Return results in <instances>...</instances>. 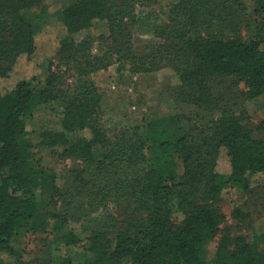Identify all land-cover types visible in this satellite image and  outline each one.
<instances>
[{"label": "trees", "instance_id": "trees-1", "mask_svg": "<svg viewBox=\"0 0 264 264\" xmlns=\"http://www.w3.org/2000/svg\"><path fill=\"white\" fill-rule=\"evenodd\" d=\"M158 1L74 0L59 15L63 33L47 60L54 64L38 102L62 111V131L42 134L40 144L83 167L69 170L65 186L52 194L49 206L61 201L64 207L56 212L34 199L48 178L33 159L23 122L32 105L31 83L43 65L39 52L50 54L40 51L36 39L54 29L35 30L23 17L43 15V0H0V264H51L50 256L25 261L11 247L23 231L39 235L49 229L59 264H70L65 249L78 246L92 255L85 264H202L199 253L224 219L216 208L222 194L246 174L264 172V140L254 139L229 111L210 119L222 97L215 80L242 83L247 99L264 96V0H174L151 30L158 43L138 55L132 45L135 6ZM98 22L106 23L108 35L98 39L104 49L95 54L92 38L75 36ZM20 58L25 65L12 73ZM121 60L133 73L163 67L178 72L183 102L207 123L208 133L187 130L170 142L154 128L148 137L134 129L107 130L102 95L91 77ZM4 84L10 88L3 90ZM85 131L89 138H69ZM255 131L264 136V119ZM96 148L103 150L98 159ZM220 159L225 174L217 170ZM83 213L97 218L89 231L81 227ZM231 217L237 224L250 218L239 210ZM214 264H264V234L251 241L224 234Z\"/></svg>", "mask_w": 264, "mask_h": 264}, {"label": "rangeland", "instance_id": "rangeland-1", "mask_svg": "<svg viewBox=\"0 0 264 264\" xmlns=\"http://www.w3.org/2000/svg\"><path fill=\"white\" fill-rule=\"evenodd\" d=\"M72 1L74 0H43L41 7L45 13L38 18H35L30 12L23 13V17L33 29L36 30L43 25L54 29L52 35L36 39L40 51L45 50L51 55L39 52L42 55L43 65L31 83L32 105L24 115L23 122L26 138L34 146L33 159L46 171V178H48L47 186L44 190L36 192L34 199L47 209L56 212L63 210L64 207H61V201L57 202L55 206H49L52 194L56 189L65 186L69 170L83 166L76 160H62L52 151L41 146L40 137L42 134L62 131V111L53 103L40 104L38 95L44 89L48 67L54 64V60L50 61L51 63H48L47 60L52 58L50 56H52L51 51L56 44V37L63 33L59 15ZM174 2V0H159L151 5L135 6V25L132 38L135 53L138 55L147 53L148 51L144 48L148 44L158 43L152 36L151 30L153 26L164 21V15ZM107 35L106 23L98 22L93 27L77 34L75 40L80 41L85 37L92 38L95 42L93 52L98 54L100 50L104 49L98 44V39L105 38ZM22 58L19 59L21 64L19 65L20 61H18L12 73L21 70L25 65ZM180 65L181 63L178 66ZM183 66L187 65L183 64ZM132 69L128 61L121 60L105 70L93 73L91 77L102 95L100 115L107 130L134 129L139 137H148L149 131L154 128L156 131L164 130L170 142L182 137L187 130L194 135L200 131H204V134L208 133L207 123L200 121L199 118L196 119L193 107L183 102L182 95L186 90L183 88L178 72L170 67H163L149 73H133ZM215 82L218 83L222 91V97L219 111L210 116L211 121L218 120L221 113L229 111L251 133L254 139L264 140V136L255 131L259 122L264 119V96L252 100L247 99L245 97L246 88L242 83L228 79L215 80ZM1 88L6 90L10 86L4 84ZM81 137L89 138V132L74 133L69 136L71 140ZM102 151L101 148L94 149V157L100 158ZM217 170L220 174L226 172L222 159L217 162ZM180 173L179 168L178 174ZM216 208L219 209L224 219L215 238L209 241L199 253V260L202 264H214L216 246L224 234H228L231 238L241 236L247 241H251L256 234H264V172L246 174L242 183L222 194V199L220 203H216ZM234 210L248 214L249 220L241 224L235 223L231 217ZM84 216H87V219L83 221L81 227L89 231L94 227L97 218L88 213H83ZM78 225L80 226V224ZM65 230L66 227L56 234L59 236ZM55 236L51 229L47 231V234L39 235L23 231L13 239L11 247L21 253L25 261L41 263L46 256H50L51 264H59V253L53 246ZM84 243L83 241L82 244ZM65 254L68 256L70 264H85L92 260V255L86 253L81 246L66 248Z\"/></svg>", "mask_w": 264, "mask_h": 264}, {"label": "built area", "instance_id": "built-area-1", "mask_svg": "<svg viewBox=\"0 0 264 264\" xmlns=\"http://www.w3.org/2000/svg\"><path fill=\"white\" fill-rule=\"evenodd\" d=\"M113 89H114V87H113Z\"/></svg>", "mask_w": 264, "mask_h": 264}]
</instances>
